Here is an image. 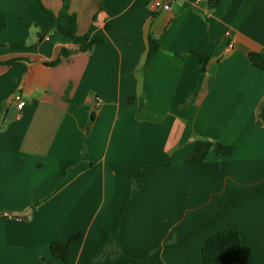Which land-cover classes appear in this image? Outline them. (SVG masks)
<instances>
[{
    "label": "crops",
    "instance_id": "1",
    "mask_svg": "<svg viewBox=\"0 0 264 264\" xmlns=\"http://www.w3.org/2000/svg\"><path fill=\"white\" fill-rule=\"evenodd\" d=\"M216 1L69 0L78 35L103 39L81 52L52 29L64 0H0V264H86L119 221L129 257L202 264L236 230L240 264H264V0ZM197 140L235 149L187 165ZM159 165L129 200L130 175ZM78 234L69 262L52 255Z\"/></svg>",
    "mask_w": 264,
    "mask_h": 264
},
{
    "label": "trees",
    "instance_id": "2",
    "mask_svg": "<svg viewBox=\"0 0 264 264\" xmlns=\"http://www.w3.org/2000/svg\"><path fill=\"white\" fill-rule=\"evenodd\" d=\"M217 2L216 0H214ZM52 29L56 34H62L74 42L79 47L81 52H90L94 45L101 43L102 38H92L90 35H78V20L75 14L70 12L69 0H64L62 10L58 15L52 14ZM111 26L108 24L106 29L109 30ZM160 49L158 40L149 38V54L148 60ZM70 51L63 49V58L70 56ZM197 55L201 62V71L203 74L207 70V65L210 61V56L200 53ZM250 60L252 66L264 71V57L259 53H251ZM59 62H54L49 66L55 67ZM235 147L225 146L210 140H197L195 146L185 161L187 165H196L204 163L209 157L210 153L214 151L217 156H227L234 151ZM165 165H159L151 170H141L139 175L133 173L130 175V195L129 200L140 193L143 186L152 180ZM264 190V187L257 192ZM243 196H234L230 198L224 205L223 210L217 216L219 218L225 210L237 204ZM127 203L123 207L122 215L125 212ZM216 218V219H217ZM216 219L207 220L203 222L198 228L210 225ZM197 228V229H198ZM196 229V230H197ZM120 221L118 222L113 232H105V239L103 245L97 249L93 257H89L86 264H157L151 259H142L129 257L122 253L119 246ZM194 234V233H193ZM192 235L183 239L172 237L167 243V246L178 245L182 240H185ZM81 238V234L70 237L68 243L60 241L53 242L50 245L52 255L67 263L70 259V244ZM242 259V239L241 235L236 230H223L208 238L202 246V264H240Z\"/></svg>",
    "mask_w": 264,
    "mask_h": 264
},
{
    "label": "built area",
    "instance_id": "3",
    "mask_svg": "<svg viewBox=\"0 0 264 264\" xmlns=\"http://www.w3.org/2000/svg\"><path fill=\"white\" fill-rule=\"evenodd\" d=\"M202 0H198V2H201ZM176 0H152V6L155 10H160V9H168L170 8ZM229 36V33L227 34ZM101 103V102H100ZM98 103V104H100ZM26 102L25 101H19L17 105V109L19 111L23 110L25 107Z\"/></svg>",
    "mask_w": 264,
    "mask_h": 264
}]
</instances>
